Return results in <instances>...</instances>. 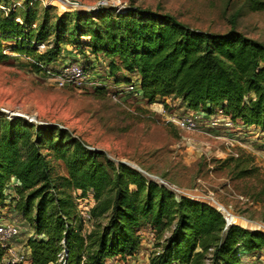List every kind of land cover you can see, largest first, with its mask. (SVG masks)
Returning <instances> with one entry per match:
<instances>
[{"label":"trees","instance_id":"16d2710c","mask_svg":"<svg viewBox=\"0 0 264 264\" xmlns=\"http://www.w3.org/2000/svg\"><path fill=\"white\" fill-rule=\"evenodd\" d=\"M29 3H0L7 9L0 8V63L10 59L5 54L8 48L29 60L37 72L44 73L46 68L55 72L53 65L70 47L87 67L94 68L97 58L103 57L109 77L116 82L130 84L137 79L138 93L149 105L173 96L192 112L212 115L221 110L233 122L264 130L263 43L235 29L220 35L191 30L170 15L157 17L134 6L118 13L107 7L72 10L60 17L51 16V6H45L37 26V4ZM249 6L252 11H264V1L251 0ZM40 45L45 46L43 51L38 50ZM4 117L0 120V206L21 218L17 221L6 215V219L31 227L33 236L20 240L30 249L31 264H61L63 250L65 264H106L108 259L131 258L140 246L139 232L147 226L157 240L149 264H244L242 256L251 254L252 258L264 252L263 232L227 226L213 206L177 196L122 163L111 168L110 160L100 161V152L85 150L74 139L64 143L66 133L60 131L53 157L66 166L65 185L82 193L90 191L95 200L92 229L82 234L70 194L56 198L51 190L56 189L51 186V169L39 149L52 143L51 129H39L44 132L37 133V144L26 146L24 157L19 130L20 122L26 126V121ZM222 163H233L240 178L256 171L242 168L248 161L239 158ZM15 181L19 185H11ZM97 218L106 223H96ZM166 230L169 236L161 242Z\"/></svg>","mask_w":264,"mask_h":264},{"label":"rangeland","instance_id":"374dc122","mask_svg":"<svg viewBox=\"0 0 264 264\" xmlns=\"http://www.w3.org/2000/svg\"><path fill=\"white\" fill-rule=\"evenodd\" d=\"M25 1L1 0L0 3L24 4ZM67 1L77 3L78 6L70 8L66 3H61L63 0H30V5L37 4L35 25H40L45 6H51V16L60 17L64 12L72 10H90L88 8H95L98 3H103L104 7L118 13L116 5L120 4L125 8L137 7L157 17L170 15L191 30L212 35L225 34L235 29L264 44V11H252L249 6L251 0ZM15 5L17 4L14 7ZM21 12L22 9L16 11L18 15ZM53 39L54 32L49 33L50 44ZM5 54L11 57L0 63V120L4 116L11 119V116L19 115L26 121V126L20 122L23 127L19 130L22 136L19 146L24 157L28 151L26 146L37 144V133L44 132L39 129H51L52 143L43 144L39 149L46 156L51 169V186L56 187L51 189L54 197L62 198L70 194L74 212L80 198L88 201H83V206L89 207L87 194L92 193H81L79 190L77 192L75 188L65 185L63 179L68 178L66 166L62 160L53 157V145L57 144L60 131L66 133L64 143L68 139H74L85 150L100 152V161L110 160L111 168L122 163L141 172L148 179L166 186L177 196L213 206L229 220L230 225L264 233V193L261 192L264 188V132L261 134L253 131L254 127L244 128L240 125L243 128L234 133L237 136L233 139L223 131L214 133L211 129H205L209 132L207 134L204 133L205 130L202 133L181 131L170 121L172 114L181 116L184 113L179 98L170 96L158 100L154 104L161 105L160 111L152 109V104H147L140 96L120 89L128 84L116 82L115 78L109 77L107 62L103 57L97 58L94 68L85 66L81 57L76 61L92 73L99 82L97 87H103L97 91L73 86L57 88L45 71L37 72L29 60L10 53L8 48ZM61 65L63 64L53 65L54 70L58 71ZM121 76L119 74L118 79ZM1 124L2 122L0 127ZM24 134L29 142L26 145L23 143ZM44 135L45 133L42 134ZM230 157L247 160L248 163L241 167L256 170L255 173L251 177L240 178L239 170L235 169L233 163H222ZM222 208L232 214V220L226 218ZM0 210L5 218L8 215L21 220L9 207L0 206ZM19 222L24 228V234L20 238L26 240L27 235L31 234V227L27 223L23 225ZM96 223L103 225L106 220L97 218ZM82 228V234H86L87 227ZM139 235L140 246L134 256H138L140 260L146 257L149 262L156 252L155 232L147 226ZM168 236L169 231L166 230L161 242ZM250 260L251 263L264 264V252ZM28 263L31 264L30 261L25 264ZM123 263L144 264L129 257L122 260Z\"/></svg>","mask_w":264,"mask_h":264},{"label":"built area","instance_id":"2783aa9c","mask_svg":"<svg viewBox=\"0 0 264 264\" xmlns=\"http://www.w3.org/2000/svg\"><path fill=\"white\" fill-rule=\"evenodd\" d=\"M63 1L64 3H71L67 0H63ZM73 4L74 6H78L77 3H73ZM104 6L105 5H103V3H98L95 8L91 7L88 9L93 11L102 8ZM116 7H117L116 12H120L122 9L125 8L120 4L116 5ZM0 8L3 11H5L3 7ZM90 10H86V11H90ZM5 12H7V10ZM44 49H45L44 45H40L38 47L39 51H43ZM44 70L46 76L51 80L53 85L57 88H65L67 86H73L80 89L81 88L95 89L99 85V82L95 79L92 73L88 72V70L84 66L80 65L77 62L65 63L61 65V68L58 71L56 70L55 72H53L51 68H46ZM138 85H139L138 80L134 79L130 84L126 85L123 89L122 88L120 89L124 90V92L134 93L135 95L140 96L138 93ZM212 116H213L212 124L210 126L206 125L207 123L204 116H202L197 112H192V111H189V113L183 114L181 116L177 115L176 113L172 114L170 121L179 130L184 132L202 133L205 129H211L212 127H215V125L218 122H222L226 130L233 132L235 128V122H233L232 119H230L229 117L225 116L221 110H218ZM241 125L244 128L254 127V126L243 125L242 122ZM253 131H258L261 134L264 132L262 129L258 127H254ZM204 133L207 134L209 132L205 130ZM231 138L234 139L235 137H231ZM233 139H231V141H236ZM11 185L16 186L19 185V183L15 181L14 183L12 182ZM87 199L90 200L88 203L89 207L83 206V201L84 202L86 201L84 200V198H80L78 206L76 203L75 216L80 221L83 227L84 226L87 227V232H89L93 226L91 210L95 205V200L93 198V195L91 194H87ZM225 221L227 226L230 225L229 220L225 219ZM21 232H22V227L20 226V224H18L14 220L6 219L5 217H3L2 212H0V264H25L27 261H31L29 247L25 243H19L20 240H22L19 237ZM32 233L33 232H31V234H28V237L33 236ZM63 243L64 242L61 241L62 245ZM66 255L67 254L65 250H63L58 260L59 263L65 264Z\"/></svg>","mask_w":264,"mask_h":264},{"label":"crops","instance_id":"0c3cea01","mask_svg":"<svg viewBox=\"0 0 264 264\" xmlns=\"http://www.w3.org/2000/svg\"><path fill=\"white\" fill-rule=\"evenodd\" d=\"M65 54H64V56L62 57V58H60L59 60H58V62L56 63V64H58V65H60V64H65V63H68V62H70L71 60H72V58H78V56H76V55H74L71 51H70V48H68V47H66V49H65ZM71 52V53H70ZM55 64V65H56ZM181 105H182V110L184 111V113L183 114H186V113H189V111H191V110H188V109H186L185 108V106L181 103ZM213 115V114H212ZM212 115H206V114H204V113H202V116H204L205 117V120H206V125H208V126H210L211 124H212ZM241 125V122L240 121H235V128H236V130H233V132L232 131H229V130H226L225 128H224V124L222 123V122H218L216 125H215V127L214 128H211V132H214V133H216V132H218V131H223L224 133H226V134H228V136H230V137H234V136H237V135H235L234 133L235 132H237V131H240L239 129H242L243 127L242 126H240ZM240 127V128H239ZM264 131V130H263ZM242 137V136H241ZM241 139H243V138H241ZM243 140H245V139H243ZM249 142H251V141H249ZM252 230V229H251ZM25 246V245H24ZM29 252H30V250H29ZM261 253H263V252H258L256 255H260ZM251 256V254H246V255H244V256H242V258H241V260L242 261H245L244 262V264H246V261L248 262V264H255V263H251V262H249L250 261V257ZM130 258V257H129ZM130 259H135V260H137V263H144V264H149V262H148V260L146 259V257L144 258V260H140L139 258H138V256H133V257H131ZM31 262V261H30ZM29 264V263H28ZM106 264H122V260L121 259H117V258H115V259H108L107 261H106ZM124 264V263H123Z\"/></svg>","mask_w":264,"mask_h":264},{"label":"bare ground","instance_id":"6f19581e","mask_svg":"<svg viewBox=\"0 0 264 264\" xmlns=\"http://www.w3.org/2000/svg\"><path fill=\"white\" fill-rule=\"evenodd\" d=\"M160 106H161V105H158V104H154V103H153V104L151 105V108L160 111V109H161ZM183 195H184V194H183ZM190 198H191V197H190ZM222 211L225 213L226 218H229L230 220H232L233 216H232V214H231L229 211H227V210L224 209V208H222Z\"/></svg>","mask_w":264,"mask_h":264},{"label":"water","instance_id":"95a60500","mask_svg":"<svg viewBox=\"0 0 264 264\" xmlns=\"http://www.w3.org/2000/svg\"><path fill=\"white\" fill-rule=\"evenodd\" d=\"M61 3H64V2H61ZM66 4H67L68 6H70V8L74 6L73 3H66ZM13 116H15V117H22V116H19V115H13ZM22 118H23V117H22Z\"/></svg>","mask_w":264,"mask_h":264}]
</instances>
